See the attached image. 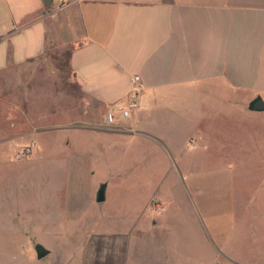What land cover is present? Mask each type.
Masks as SVG:
<instances>
[{
  "label": "crops",
  "instance_id": "obj_1",
  "mask_svg": "<svg viewBox=\"0 0 264 264\" xmlns=\"http://www.w3.org/2000/svg\"><path fill=\"white\" fill-rule=\"evenodd\" d=\"M58 5L0 0V155L12 139H27L22 143L38 150L37 133L50 128L131 133L135 123L143 138L190 133L188 139L199 137L210 145L228 136L222 126L215 134L211 117L203 127L195 124L205 120V111L223 119L238 111L241 126L243 116L249 120L264 113L250 109L257 97L264 99V0H75L62 9ZM65 53L76 90L69 105L61 99L65 88L59 81H67L60 75L63 69L53 66ZM136 75L144 84L138 105L130 118L117 113L116 122L108 124L107 113L128 104ZM204 97H217L218 103L203 107ZM165 112L175 116L167 121ZM64 140L65 146L71 142ZM77 141L82 145V138ZM251 177L258 215L238 219L219 264H264V168L257 163ZM238 205L245 207L242 201ZM153 220L152 229L164 225L165 214ZM150 228L141 239L128 238L123 264H174L160 239L153 235L150 241ZM199 229L210 237L204 223Z\"/></svg>",
  "mask_w": 264,
  "mask_h": 264
},
{
  "label": "rangeland",
  "instance_id": "obj_2",
  "mask_svg": "<svg viewBox=\"0 0 264 264\" xmlns=\"http://www.w3.org/2000/svg\"><path fill=\"white\" fill-rule=\"evenodd\" d=\"M54 2L57 6L59 0ZM53 66L62 67L67 81H59L65 88L61 99L72 104L76 90L67 53ZM216 98L197 104L214 107ZM211 112L195 124L203 127L211 117L215 134L222 126L228 138L210 145L199 137L188 139L190 133L143 138L137 123L131 133L39 131L41 148L28 158L20 157L30 145L22 143L27 139H12L0 155V264H123L128 238L141 239L164 214L165 224L150 228L149 239H160L174 264L223 262L221 249L235 234L238 219L258 215L251 176L257 163L264 168V113L249 120L243 116L241 126L238 111L225 119ZM172 114L165 112V119ZM65 137L71 140L67 146ZM102 184L106 201L98 203ZM158 204L164 206L161 212L152 210ZM202 223L210 237L199 229ZM38 245L49 250L41 260Z\"/></svg>",
  "mask_w": 264,
  "mask_h": 264
},
{
  "label": "built area",
  "instance_id": "obj_3",
  "mask_svg": "<svg viewBox=\"0 0 264 264\" xmlns=\"http://www.w3.org/2000/svg\"><path fill=\"white\" fill-rule=\"evenodd\" d=\"M75 0H59L58 8L62 9L64 7L69 6L71 3H73ZM55 4V2H54ZM54 6V5H53ZM131 85H132V91L129 98V102L125 106H118L115 107L114 112H108L106 116V120L108 124H114L116 122V114L121 113L122 117L127 119L130 118L132 115L133 108H135L138 105L139 102V95L144 90V84L142 82V79L140 76L136 75L132 77L131 79ZM36 145L32 144L27 147H25L21 153L20 157L22 158H28L30 157L34 150L36 149ZM164 209V206L162 204L154 205L152 207V210L156 212H161Z\"/></svg>",
  "mask_w": 264,
  "mask_h": 264
},
{
  "label": "water",
  "instance_id": "obj_4",
  "mask_svg": "<svg viewBox=\"0 0 264 264\" xmlns=\"http://www.w3.org/2000/svg\"><path fill=\"white\" fill-rule=\"evenodd\" d=\"M42 1L44 5L48 8H51L54 5V0H42ZM250 109L252 111H264V99L261 96L257 97L251 103ZM106 191H107V185L102 184L96 193V201L98 203H103L106 201ZM36 253H37V258L41 260L49 254V250L45 249L41 245H38L36 247Z\"/></svg>",
  "mask_w": 264,
  "mask_h": 264
}]
</instances>
